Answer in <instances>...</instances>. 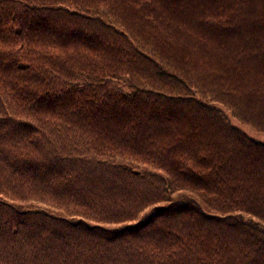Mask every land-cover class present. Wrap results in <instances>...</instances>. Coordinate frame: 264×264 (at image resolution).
I'll return each instance as SVG.
<instances>
[{
    "label": "trees",
    "instance_id": "16d2710c",
    "mask_svg": "<svg viewBox=\"0 0 264 264\" xmlns=\"http://www.w3.org/2000/svg\"><path fill=\"white\" fill-rule=\"evenodd\" d=\"M243 127L264 0H0V264H264Z\"/></svg>",
    "mask_w": 264,
    "mask_h": 264
},
{
    "label": "rangeland",
    "instance_id": "374dc122",
    "mask_svg": "<svg viewBox=\"0 0 264 264\" xmlns=\"http://www.w3.org/2000/svg\"><path fill=\"white\" fill-rule=\"evenodd\" d=\"M243 129L246 130L245 133H248L251 137H256L257 139H259V140L264 142V136H260V135H258L256 133H254L251 129H249L247 127H243Z\"/></svg>",
    "mask_w": 264,
    "mask_h": 264
}]
</instances>
